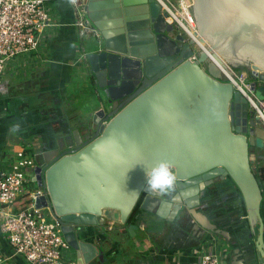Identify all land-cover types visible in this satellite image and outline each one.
<instances>
[{
	"label": "water",
	"instance_id": "1",
	"mask_svg": "<svg viewBox=\"0 0 264 264\" xmlns=\"http://www.w3.org/2000/svg\"><path fill=\"white\" fill-rule=\"evenodd\" d=\"M102 39L88 54V101L73 142L39 154L33 182L48 193L76 264H113L86 241L89 227L107 231L149 216L174 221L189 210L207 232L220 233L195 209L207 187L229 177L241 193L249 237L264 264L263 192L254 173L264 126L247 99L223 82L208 53L191 61L192 41L168 23L156 0H82ZM199 41L213 59L247 69L264 100V0H190ZM89 89V90H88ZM86 112V113H85ZM61 141V140H60ZM50 146V144H49ZM167 161L170 192L149 190L145 171ZM169 209V211H168Z\"/></svg>",
	"mask_w": 264,
	"mask_h": 264
},
{
	"label": "crops",
	"instance_id": "2",
	"mask_svg": "<svg viewBox=\"0 0 264 264\" xmlns=\"http://www.w3.org/2000/svg\"><path fill=\"white\" fill-rule=\"evenodd\" d=\"M51 7L52 4L49 5ZM53 7V25L46 30L38 57L33 63L25 64L27 73L21 75L19 80L14 78L17 85L10 87V91L17 96L27 97L28 102L14 100L10 108H2L4 112H9L2 124L3 117L0 114V126L4 127V130H0L3 135L0 140L6 147L4 151L9 150V154L24 146L29 139L36 142L37 152L49 150L47 145L51 142L45 140V145L41 144V135H37L40 124L34 117H38L39 112L48 111L47 105L50 103L45 102L47 96L59 103L73 95L80 99L79 103L89 100L83 85H74L75 78L78 79L80 75L75 64L80 41L73 25L72 5L68 0H62ZM85 47L89 53L95 50L94 45L89 46L88 43ZM18 71L20 65L11 62L8 74L16 76ZM11 84L3 82L4 92ZM73 88L77 89L75 94ZM75 121L67 126L68 129H80L83 132L81 123L78 125ZM16 124L19 128L15 132L11 131ZM69 130L62 133L56 142L65 140L68 144L72 143L73 137ZM40 144L43 146L41 152ZM258 153L259 159L264 158V150ZM227 199L214 198L211 200L214 204H201L195 209L204 213L220 233L207 232L198 218L185 210L171 222L152 216L147 217L146 225L137 221L138 228L133 236L128 233L126 226L121 225L107 231L89 227L83 232L82 238L98 248L102 247L104 258L113 264H198L201 254L211 250L220 255L221 264H259L255 236L249 237L250 226L241 204H232ZM0 253L4 258L2 264H27L24 258L13 254L1 232ZM70 256L74 258L72 250Z\"/></svg>",
	"mask_w": 264,
	"mask_h": 264
},
{
	"label": "built area",
	"instance_id": "3",
	"mask_svg": "<svg viewBox=\"0 0 264 264\" xmlns=\"http://www.w3.org/2000/svg\"><path fill=\"white\" fill-rule=\"evenodd\" d=\"M62 0H0V92L3 91V76L8 73L11 62L20 65L15 75H25V64L33 63L49 26L53 25V5ZM74 11V27L80 41L75 64L88 73V54L85 42L101 39L100 31L87 16L82 0H68ZM161 6L169 24L187 41H192L191 61L198 59L201 51L208 53L209 59L223 77V82L232 84L239 91L264 126V100H259L251 91V80L247 72L224 69L199 41L196 23L187 0H156ZM52 7L49 8V5ZM186 11L182 14L183 9ZM52 23V24H51ZM81 74V73H80ZM80 76V75H79ZM76 77V76H74ZM35 141H25L23 147L14 150L7 158L0 159V232L12 248L13 254L24 258L27 264H76L70 256L71 248L65 240L60 222L55 219L48 205L36 207L38 199L48 202V193L33 182L39 156ZM34 152V153H33ZM254 173L264 178V158L254 166ZM26 199L27 206L14 211L15 203ZM115 223H109L112 230ZM123 227V226H122ZM4 261L0 253V264ZM198 264H221L220 255L215 251L204 252Z\"/></svg>",
	"mask_w": 264,
	"mask_h": 264
},
{
	"label": "rangeland",
	"instance_id": "4",
	"mask_svg": "<svg viewBox=\"0 0 264 264\" xmlns=\"http://www.w3.org/2000/svg\"><path fill=\"white\" fill-rule=\"evenodd\" d=\"M187 2H188V4H190L188 0H187ZM86 43H88L89 46L94 45V47H95L96 40L89 39L84 44H86ZM230 65H231L232 69L238 68L241 70L238 72H242L243 69L245 70L244 72H247V69L245 67L232 65V64H230ZM82 70H83L82 66L80 68V65H77L76 71L78 73H81V74H80V76H78V79L75 78L74 85L78 86V84H80V85H83V88H84L85 87L84 83L85 82L87 83L88 80L86 79L85 73L82 72ZM247 74H248V72H247ZM248 76H249V74H248ZM14 78L19 80L20 77L12 76L11 74H8V73H5L3 76V82H6L7 84H10V82H12V84L7 88V90H5V92H3V93L0 92V114L2 117L5 116V113L7 114V112H4L2 110V108H4V107L10 108V106L13 104L14 100H19L21 103L22 102H25V103L28 102L27 97H19L15 93L10 91V87L12 85H17V83L15 81H13ZM27 91L28 90H26L24 92L26 93ZM73 91H74L73 93L75 94L77 89L73 88ZM86 96H88L89 98L91 97L90 95H86ZM74 97L76 100L79 99V98H76V95H73V97L71 96V97H69V99L67 98V100L59 103V102H56L54 98L51 99L50 96H47L45 102L50 103V105L49 104L47 105L48 111L47 112L46 111L39 112L38 117H36L37 115L34 116L35 119H37L38 123L40 124L38 127V130L40 132H37V135H39V136L41 135L40 142L42 141L41 144L43 143L45 145V140L47 142L51 141V143H50L51 145L50 146L47 145L49 147V149L51 148V146L55 145L57 139L60 137V135L62 133H64V132H61V131H63L62 127H67L71 122H73L75 120H76L75 122L78 125L82 121V111H83L82 109H83V105H85V102L79 103L80 99L77 102H75L76 100H74ZM21 147H23V145ZM42 150H43V146L41 145L40 152ZM41 153H43V152H41ZM1 158H3V157L0 155V159ZM258 159H259V157H258ZM36 160L38 163L41 162V157H37ZM232 200H234V199L233 198L227 199V201L230 203L232 202Z\"/></svg>",
	"mask_w": 264,
	"mask_h": 264
},
{
	"label": "clouds",
	"instance_id": "5",
	"mask_svg": "<svg viewBox=\"0 0 264 264\" xmlns=\"http://www.w3.org/2000/svg\"><path fill=\"white\" fill-rule=\"evenodd\" d=\"M19 125H13L11 131L15 132ZM146 185L149 190L160 193L170 192L176 180V174L167 161H161L159 164L145 171Z\"/></svg>",
	"mask_w": 264,
	"mask_h": 264
},
{
	"label": "flooded vegetation",
	"instance_id": "6",
	"mask_svg": "<svg viewBox=\"0 0 264 264\" xmlns=\"http://www.w3.org/2000/svg\"><path fill=\"white\" fill-rule=\"evenodd\" d=\"M251 151L253 152L255 151L258 153L259 150H256L255 148H251ZM259 156L260 155L258 153V157ZM220 197L231 198V199L233 198L234 200H232L231 202L232 204H241V208L243 206L241 193L237 191V187L233 184V182L231 181V179H229V177L226 178L224 181H219L216 184L207 187L204 196L200 198V204H214L211 203V200Z\"/></svg>",
	"mask_w": 264,
	"mask_h": 264
},
{
	"label": "trees",
	"instance_id": "7",
	"mask_svg": "<svg viewBox=\"0 0 264 264\" xmlns=\"http://www.w3.org/2000/svg\"><path fill=\"white\" fill-rule=\"evenodd\" d=\"M236 71H241L240 69H238V68H234ZM243 71H245L244 69H243ZM2 93L4 92V90L3 91H1ZM7 113H9V112H7ZM5 115H6V113H5ZM5 117L6 116H4L3 118H2V120H1V124L3 123V121H4V119H5ZM5 122V121H4ZM0 130L2 131V130H4V127H1L0 126ZM62 130L63 131H61V132H67L69 129H68V127H62ZM70 132H71V130H69ZM2 134H0V139H3V135L1 136ZM51 142V141H50ZM4 148H6V147H4L3 146V144L1 143V140H0V155L3 157V158H7L8 156H9V151L8 150H6V151H4ZM254 166H256V164L254 165ZM256 175V178L258 179V181H259V184H260V186H261V188H262V192H263V201H262V204H261V215H262V218H263V220H264V178H260L257 174H255ZM237 191L239 192V190L237 189ZM28 204H27V200L26 199H19L16 203H15V206H14V211H17L18 210V208L19 207H26ZM242 211H243V213H244V215L245 216H247L246 215V210H245V205H244V202H243V199H242Z\"/></svg>",
	"mask_w": 264,
	"mask_h": 264
},
{
	"label": "bare ground",
	"instance_id": "8",
	"mask_svg": "<svg viewBox=\"0 0 264 264\" xmlns=\"http://www.w3.org/2000/svg\"><path fill=\"white\" fill-rule=\"evenodd\" d=\"M188 1H189V3H190V0H188ZM190 6H191V5H190ZM182 9H183L182 14H185L186 11L184 10V7H182ZM193 18H194V17H193ZM203 45H204V44H203ZM204 46H205V45H204ZM222 69H223L224 72H226V71L224 70V69H226L225 66H223ZM226 73H227V72H226ZM249 78H251L250 75H249Z\"/></svg>",
	"mask_w": 264,
	"mask_h": 264
}]
</instances>
